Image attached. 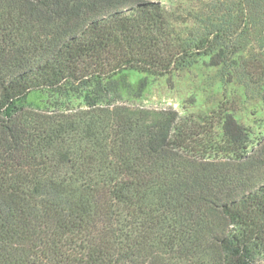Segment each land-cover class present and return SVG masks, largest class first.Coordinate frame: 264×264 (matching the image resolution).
Wrapping results in <instances>:
<instances>
[{
    "label": "trees",
    "instance_id": "16d2710c",
    "mask_svg": "<svg viewBox=\"0 0 264 264\" xmlns=\"http://www.w3.org/2000/svg\"><path fill=\"white\" fill-rule=\"evenodd\" d=\"M225 35L159 0H0V264H264L250 130L112 89L220 64Z\"/></svg>",
    "mask_w": 264,
    "mask_h": 264
},
{
    "label": "rangeland",
    "instance_id": "374dc122",
    "mask_svg": "<svg viewBox=\"0 0 264 264\" xmlns=\"http://www.w3.org/2000/svg\"><path fill=\"white\" fill-rule=\"evenodd\" d=\"M159 1L179 26L226 33L218 48L227 57L216 65L204 55L186 69L163 76L128 70L112 82L120 102L170 108L180 115L228 108L250 130L249 154L264 166V0ZM46 99L38 94L31 100ZM70 103L83 106L77 96Z\"/></svg>",
    "mask_w": 264,
    "mask_h": 264
}]
</instances>
